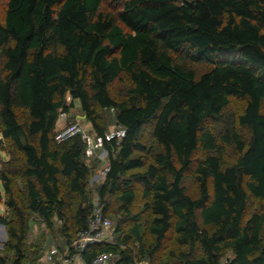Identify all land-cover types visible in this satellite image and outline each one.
Masks as SVG:
<instances>
[{"label": "trees", "instance_id": "16d2710c", "mask_svg": "<svg viewBox=\"0 0 264 264\" xmlns=\"http://www.w3.org/2000/svg\"><path fill=\"white\" fill-rule=\"evenodd\" d=\"M118 2L115 17L99 12L102 0H8L0 15V136L11 148L0 181L20 226L0 215L8 230L0 264H37L44 250L23 246L16 161L23 208L59 248L86 227L94 193L107 218L121 216L113 222L116 245L91 248L85 261L113 252L119 264H140L171 234L179 250L167 264H264V0ZM185 59L210 69L197 77ZM122 75L129 89L115 101L110 86ZM67 95L106 152L108 172L94 192L88 144L52 138L59 114L73 106ZM231 98L245 102L235 121L249 137L225 125L218 144L204 124L220 121ZM94 107L112 110L125 129L119 144L104 141ZM226 147L238 155L231 165ZM198 152L213 155L195 158ZM188 175L194 198L183 185ZM136 187L149 213V245L141 212H133Z\"/></svg>", "mask_w": 264, "mask_h": 264}, {"label": "rangeland", "instance_id": "374dc122", "mask_svg": "<svg viewBox=\"0 0 264 264\" xmlns=\"http://www.w3.org/2000/svg\"><path fill=\"white\" fill-rule=\"evenodd\" d=\"M7 1L8 0H0V15L3 16L6 7H7ZM120 11V3L118 0H102L101 6L99 8V12L103 15H110L111 17H115L117 13ZM119 24V22H117ZM181 54V53H180ZM172 58H174L175 61H179L183 63L182 61L178 60V58L171 54ZM187 67H189L194 74L198 77L204 72L208 71L210 69L209 65L206 64H197L192 62L190 59H185V62ZM129 89V83L128 79L125 75H122L118 80H116L111 86H110V95L115 101L122 100L123 97L126 94V91ZM73 103V106L69 108L68 113L65 114L64 120L62 123H60V126L70 128L72 126L78 125L80 126L85 134L89 137L90 142H96L95 134L92 131L91 125L89 122H87L82 110L80 109V106L78 102H72L71 98L67 95L66 96V105H70ZM245 108V102L236 100L231 98L228 107L225 109L222 115V119L220 121H214V120H208L204 124L206 128H208L213 135L216 137L217 143L221 144L219 141V137L223 135L224 132V126L233 127L236 129V131L241 135V137L244 140H247L249 137V134L247 130L242 129L238 126H236V116L244 111ZM96 113H97V122L100 126L105 128V131H109L113 126H115L114 122V114L111 110L106 109H99L97 107H94ZM262 113L264 114V110H262ZM20 121H23V118H20ZM59 127L55 128V131L53 132L52 138L54 141L61 142L58 139V132L57 129ZM150 129V126L145 127L144 135L142 137L143 142L149 141L148 136V130ZM226 153H225V163L228 165H231L238 157L235 149L233 147H226ZM9 151H11V148L2 141V138L0 136V171L3 169L4 163L8 162L10 160L9 157ZM86 156L85 163L87 164L90 174L88 178V188L91 192H94L98 186L101 184H98L96 182L101 181L100 179V171L103 168L104 165H107V159L102 160L99 159L97 156L93 158V154L90 155V157ZM208 155H213L212 153H203L198 152L195 155V158H204ZM89 158H88V157ZM19 160V156L17 157ZM88 158V159H87ZM15 167L13 174L11 175V178L14 181V192L17 196V202L20 208V211L25 218L24 228H23V236H24V248L27 252L31 250H35L36 246H41L42 248H47L51 244H57V240L53 239L50 235V230L46 228L42 220H40L37 216L31 215L28 213L25 208H23V202L25 198V191H24V182L21 179L20 175L17 171L18 161L14 162ZM99 173V174H98ZM98 174V180H94V177ZM93 179V180H92ZM184 187L186 188V192L188 195H190L192 198L196 197V185L194 183L193 178L188 175L184 182ZM62 190H65V186L62 184ZM136 200L134 203L133 212H141V221H140V232L142 234V240L145 245H149L152 243L153 239L150 237L149 233L146 230L147 220L149 219V213L147 211H142V205L144 201L141 197V188L136 187ZM7 200V196L4 193V190L2 188V184L0 181V215H2L4 218L7 219V222L10 226L14 227L19 230V221L17 214L12 213L10 210H8L5 206V201ZM254 203L251 205V209L254 207ZM121 216H116L115 219H113V222L116 223L117 220H120ZM131 223L125 224V230L130 226ZM58 224L55 223L54 228H58ZM6 234L8 235V230L4 226L1 227L0 225V252L2 250L3 244L6 242ZM8 242V238H7ZM137 248H135V251ZM179 250V247L176 246L173 241L171 234L168 235L167 241L164 244L163 250L157 254H155L152 258H145L140 264H167L170 261V255L169 252H177ZM40 253V252H39ZM3 254V253H2Z\"/></svg>", "mask_w": 264, "mask_h": 264}, {"label": "built area", "instance_id": "2783aa9c", "mask_svg": "<svg viewBox=\"0 0 264 264\" xmlns=\"http://www.w3.org/2000/svg\"><path fill=\"white\" fill-rule=\"evenodd\" d=\"M64 117L65 114L60 113L56 122V127H59L57 129L58 139L65 142L79 137L84 144H88V148L91 150L94 142H90L89 137L80 126L75 125L70 128L60 126ZM124 136L125 129L115 125L104 135V141H115L116 144H119ZM101 141L96 138V142L100 145ZM107 172L108 166L104 165L100 171L102 181ZM90 205L91 210L86 227L77 233L74 241L62 248L56 244L49 245L41 252L37 264H119V256L113 252H102L91 257L89 261H85V256L89 254L91 248L116 245L113 222L104 215L103 207L99 204L98 196L95 193L92 195Z\"/></svg>", "mask_w": 264, "mask_h": 264}, {"label": "crops", "instance_id": "0c3cea01", "mask_svg": "<svg viewBox=\"0 0 264 264\" xmlns=\"http://www.w3.org/2000/svg\"><path fill=\"white\" fill-rule=\"evenodd\" d=\"M89 153H88V156L90 157V155H92L93 154V158H95L96 156L99 158V159H102V160H106L105 158H106V152H105V150L102 148V146L99 144V143H97V142H94V144L92 145V148H91V150H89L88 151ZM87 156V157H88ZM88 157V158H89ZM87 158V159H88ZM99 174V173H98ZM98 174L96 175V177H94V180H98L99 178H98ZM93 180V179H92ZM96 180V181H97ZM103 182V181H102ZM101 181H99L98 180V182H96V183H98V184H100V183H102Z\"/></svg>", "mask_w": 264, "mask_h": 264}, {"label": "water", "instance_id": "95a60500", "mask_svg": "<svg viewBox=\"0 0 264 264\" xmlns=\"http://www.w3.org/2000/svg\"><path fill=\"white\" fill-rule=\"evenodd\" d=\"M2 227V226H1Z\"/></svg>", "mask_w": 264, "mask_h": 264}]
</instances>
